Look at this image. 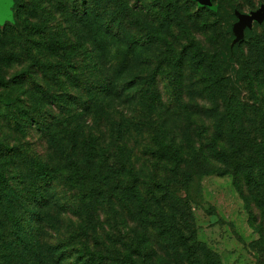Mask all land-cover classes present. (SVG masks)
Here are the masks:
<instances>
[{
	"label": "trees",
	"instance_id": "1",
	"mask_svg": "<svg viewBox=\"0 0 264 264\" xmlns=\"http://www.w3.org/2000/svg\"><path fill=\"white\" fill-rule=\"evenodd\" d=\"M13 1L22 19L17 32L21 55L29 65L7 80L0 76V88L20 85L24 78L35 83L31 68L36 67L47 80L64 88L68 84L77 93L52 96L40 91L34 117L29 120L28 113L20 116L47 138L54 162L24 155L28 161L25 172L11 174L7 163L0 161V264H151L149 258L157 257L150 255L153 244L176 264H221L218 256L195 238L187 203L174 187L178 178L183 183L190 179L189 170L196 162L200 165L206 154L215 162L209 172L239 177L264 217V96H254L255 83L264 85V43L262 46L260 38L251 37L231 47L230 42L220 44L213 52L203 49L192 29L203 25L202 31L211 30L218 5L211 10L193 2L198 11L181 14L177 0H152L134 8H130V0H63L60 13L68 24L58 28L52 23L24 24L31 14L40 19L47 13L45 3L53 0ZM186 19L191 21L188 26L183 23ZM179 21L182 24L176 23L178 29L174 30L172 24ZM10 30H0L1 41ZM60 34L65 46L49 54L61 60L41 62L34 52L61 44ZM10 53L0 49V62L8 65L15 61ZM227 67L237 68L236 80L246 83L253 99L241 100L233 91ZM194 68L206 79V92L217 106L215 111H221L214 134L198 147L187 129L178 137L169 124L170 117L177 119V112L191 120L195 107L189 94L192 86L185 81L190 80L186 73ZM163 79L170 88L165 92L166 102L158 87ZM46 96L49 98L43 102ZM49 101L69 120L60 122L59 116H54L49 121L43 110ZM4 103L14 105L10 96ZM62 104L70 109L65 112ZM121 105L136 112L127 114L120 110ZM144 128L152 129V135L151 145L142 148L143 155L165 175L154 173L143 179L131 163L126 142L132 131ZM1 147L6 157L15 156L13 148ZM110 179L115 185L108 186ZM58 182L70 188L74 203L81 205V214L73 215L78 223L72 232L65 235V231L54 240L45 233L52 223L50 212H61V220L66 213L57 207ZM103 204L112 205L115 222L126 215L133 226V231L126 233L128 241L118 238L121 247L114 244L107 248L112 237L106 233V239H101L96 233L94 207ZM93 241H99L103 249H91Z\"/></svg>",
	"mask_w": 264,
	"mask_h": 264
},
{
	"label": "rangeland",
	"instance_id": "2",
	"mask_svg": "<svg viewBox=\"0 0 264 264\" xmlns=\"http://www.w3.org/2000/svg\"><path fill=\"white\" fill-rule=\"evenodd\" d=\"M151 2L152 0H130L129 6L130 8L143 7ZM193 2L198 7L211 10H215L217 5L219 6V9L213 11L215 16H212L214 23L210 24L211 30L202 31L203 25L192 29L194 30L192 36L208 53L218 50L221 45L229 42L230 47L238 42H247L251 37L257 40L260 38L263 46L264 0H215V2H212V0H177L181 14L185 12L196 13L198 9H195V5L193 7ZM45 4L47 5L46 11L48 14H41L40 19L32 17L31 14L28 22L24 21V24L41 23L44 25L48 23L51 25L52 23L58 28L67 26V20L60 13L61 8H63V0H61V3L53 0L51 3ZM51 12L52 14H49ZM196 17L194 14V18ZM21 21L22 19L16 13L14 1L0 0V30L4 27L12 29L7 32V36L3 41L0 40V49L2 52H11V56L14 55L16 57V60L8 65L0 62V76L5 80L21 72L29 65V60L21 55V44L17 36V32L22 28V25H19ZM190 22L187 19L183 21L187 26ZM176 23L182 24L180 21L173 23L174 30L178 29L176 28L178 27ZM60 40L62 43H55L56 47L54 46L52 50H44L41 53L35 51L34 54L39 59L41 58L40 60L43 63H46V61L50 63L59 62L61 58H57L51 52L49 54V51L57 50L60 52L61 50H58L59 47L65 46L63 34H60ZM243 51L246 55V47H243ZM236 70V67H227V75L231 79L233 91H237L240 94L241 100L253 99V95L246 83L236 80ZM31 71L36 79L35 83L30 79L24 78L20 85H10L8 89L0 88V161L4 160V163H7L11 174L25 172L28 161L23 159L24 155L28 158H32L35 155L49 163L54 162L52 161L54 160L52 149L48 144L47 138L42 137L38 131L32 128V124H27V120L20 117L25 116V113L29 114V120L34 117L38 93L40 91H44V93L49 91L52 96H56L58 93H71V91L77 93L68 84H65L64 88L60 87L59 84L57 86L53 81L47 80L42 73L43 70L39 68L32 67ZM186 75H190V80L185 81V84L192 86L189 94L193 96L195 106L193 107L191 120L189 122L186 121L185 115L182 112H177L175 114L177 119L170 117L169 124L173 126L174 134L178 137L183 136L187 129L192 134L195 146L198 147L200 143L206 144L208 138L214 134L215 124L219 120L218 115L221 111H215L217 106L213 104L211 97L206 92V79L203 78L200 69L194 68L189 73L187 72ZM63 80L61 79V81ZM161 81L163 83L159 82L158 87L161 94L163 93L164 95V102H166L165 92H169V83H167V80L165 82L164 79ZM7 96L12 98L14 105L4 103ZM49 96H46L43 102ZM61 96L66 99L65 95ZM254 96L257 98L264 96V85L255 83ZM62 105L64 106L62 109L65 112L70 109V106ZM54 106L56 105L52 101L43 104V110L48 112L45 117L49 121H52L54 116H59L60 122L69 120L68 115L59 113L58 108ZM120 110L127 114L136 112L135 108L126 105H121ZM88 120L92 121V118L90 117ZM151 135L152 129L149 128L140 129L135 133L132 131L126 142L131 163L135 166L136 171L142 175L143 179L154 173L158 175H165L166 173L162 168L158 169L153 162L143 155L142 148L146 149L151 145ZM1 145L14 149L16 154L12 157L13 159L5 156L6 152ZM204 158L206 161L203 160ZM213 165H215V162L210 160L206 154H203L201 164L197 166L196 162L193 165L194 168L189 170L192 171L190 179L186 178L185 183H183L182 178H178L177 185L174 187L176 193L182 196L187 203L186 207L192 217L190 225L194 231L195 238L216 254L221 264H264L263 215L251 199L243 181L239 177L235 179L229 175L222 176L210 173L209 169ZM107 184L108 186H113L115 182L110 179ZM55 188V196L58 201L57 207L60 210H66V213L63 214L61 220L59 218L62 214L61 212L53 209V212H50V222L52 223L51 227L48 225L49 227L45 230V233L47 236H52L54 240L65 231L67 232L65 235L70 233L72 228L78 223V220L73 215L81 214L79 208L81 205L74 203L73 193L70 188L65 187L63 182L56 183ZM111 206L107 205L106 207L103 204L102 206L94 207L96 214H94L95 216L92 219L96 233L101 239H106V233L109 238L112 237V242L108 240L105 245L110 249L114 244L121 247L118 238H121L122 242H126L128 241L126 233L133 231V226L128 216H119L116 222L114 221V216L110 212ZM88 207V204L85 203L84 208ZM113 207L115 208V206ZM52 218L54 219L53 221ZM57 221H59L58 225L56 224ZM48 242L55 243L53 240H48ZM89 246L93 250H98V247L103 249L99 241H96L95 244L94 241L90 242ZM160 250L159 245L153 244V253H150V255L154 257L157 254V257L149 258L148 262L151 264H176L168 257H165ZM73 259L72 257L71 261Z\"/></svg>",
	"mask_w": 264,
	"mask_h": 264
}]
</instances>
